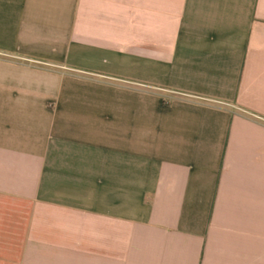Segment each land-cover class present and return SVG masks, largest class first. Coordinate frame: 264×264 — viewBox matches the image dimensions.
I'll use <instances>...</instances> for the list:
<instances>
[{
	"label": "crops",
	"instance_id": "obj_1",
	"mask_svg": "<svg viewBox=\"0 0 264 264\" xmlns=\"http://www.w3.org/2000/svg\"><path fill=\"white\" fill-rule=\"evenodd\" d=\"M0 264H264V0H0Z\"/></svg>",
	"mask_w": 264,
	"mask_h": 264
}]
</instances>
